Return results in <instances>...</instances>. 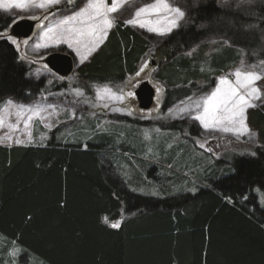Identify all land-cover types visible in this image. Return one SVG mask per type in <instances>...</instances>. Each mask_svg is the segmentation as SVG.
<instances>
[{
	"label": "trees",
	"instance_id": "1",
	"mask_svg": "<svg viewBox=\"0 0 264 264\" xmlns=\"http://www.w3.org/2000/svg\"><path fill=\"white\" fill-rule=\"evenodd\" d=\"M190 17V24L163 45L168 59L156 77L168 88L165 107L192 93L189 85H208L236 64L239 48L264 60V8L247 15L208 0L194 7ZM11 22L0 13V31ZM209 37L225 38L231 45H216L209 54V45L185 53ZM149 48L142 34L120 22L78 77L120 81L137 71ZM45 86L28 79L14 45L0 40V101H20ZM247 121L258 130L264 149V105L250 110ZM89 125L74 127L63 140L52 136L45 145L0 146V235L21 248L18 262L264 264V209L254 193L264 197V152L256 158L233 156L237 143L232 142L214 160L197 153L190 142L174 145L170 160L176 157L180 166L171 168L186 174L174 181L170 169L152 177L149 162L131 159L114 147L107 132L97 133ZM82 126L91 128L93 136ZM119 157L143 170H124ZM165 174L170 175L164 179ZM179 186L185 193H175ZM115 222L119 228L110 227Z\"/></svg>",
	"mask_w": 264,
	"mask_h": 264
},
{
	"label": "rangeland",
	"instance_id": "2",
	"mask_svg": "<svg viewBox=\"0 0 264 264\" xmlns=\"http://www.w3.org/2000/svg\"><path fill=\"white\" fill-rule=\"evenodd\" d=\"M207 1L208 0H170V3L174 7H180L185 11L186 15L184 19L180 21L179 27L174 28L170 33L159 35L156 32L149 31L148 27L124 23V21L133 18L137 9L153 3L154 0H125L121 8L116 13L111 14L115 17L114 26L108 30L107 36L99 47L104 44L109 34L115 29L117 24L121 22L137 33L142 34L150 44V48L147 54L141 59L136 72L127 74L120 81L107 80L98 83L92 80L89 81L79 78L78 72L82 66L89 62L92 56L98 51L99 47L91 52V54H87L84 45H74V47L70 48L67 42H57L58 37L56 39L53 38L57 36L60 30L56 26L59 25L63 17L71 15L74 10H78V7H82L83 3L74 6L69 5L67 0H61L60 4L52 5L46 9L30 5L24 10L13 9L10 12L0 10V13L12 18L11 24L22 18L33 16L42 18L39 20L31 37L18 39L12 36L9 33L10 24L5 31H0L2 33L0 40L6 39L14 45L18 51L20 60L27 65L28 79L30 81L43 82V84L46 85L45 89L35 96L26 97L20 101L14 99L0 101V109H3V125L0 126V146L45 145L52 136L60 135L63 140L67 135H73V133L70 134V132L74 127L89 123L90 125L93 124L94 131L97 133L107 132L109 140L114 143V147L119 150L123 148L126 152L124 153L122 151V153L130 155L131 159H144L149 162L153 166L151 170L152 173H150L152 177H154L153 174H155V176L162 175V171L165 169L173 170L175 174L174 181H179L177 178L179 176L186 177V174H183L180 170L178 171L171 168L172 166L178 168L180 164H178L176 157L170 160L169 153L174 145L185 142H190L189 144L192 145L191 148L194 146L195 148L193 149L197 153H205L206 156H210L214 160L215 157L222 152L224 149L222 147L224 145L236 142V149L234 152H230V154H233V156L256 158L260 151L264 152V149L261 145L262 142L258 130L251 127L248 121L247 126L251 131L244 135H236L231 132L226 133L213 128L205 129L200 121L194 119L197 112L187 98L192 97V99L195 100L210 93L216 87L220 77H227L234 81L235 78L231 73H233L236 68L241 67V61H243L245 65H251L258 63L261 60L260 58L249 56L246 51L242 53L241 48H239L241 56L236 64H233L222 74L215 75L208 85L203 81L196 82L194 88L191 87L192 84L189 85L187 88H189V90L192 88L193 92H190L188 96L182 99L174 101L167 107H165V95L168 88L164 81L159 79L156 81V79H154L157 71L167 63L168 56H166V54L169 53V51L165 50L163 48L165 46L163 45L172 35L176 34L180 28L190 24V16L193 8ZM214 1L223 8L231 9L235 12H242L247 15L253 13L255 7L260 6L264 8V0ZM84 2H86V0H84ZM111 2L112 0H107L109 6ZM36 3H39V0H36ZM261 18L264 19V17ZM140 19H151L153 24L150 26H156L155 16H142ZM159 26L166 27L163 22H161ZM49 28H52L53 31L48 36H45ZM261 34L262 42L264 43V24L261 26ZM25 41H27V43H25ZM39 44H47L48 47H37ZM219 44L231 45V41L229 42L222 37H209L198 45L192 46L185 53L194 54L198 51L199 47L209 45L210 47L206 50L209 54L211 53L209 50L212 48L214 49V47ZM77 47H79L81 55H87V59L83 62H81L80 56L77 55ZM52 52L73 54L75 68L69 75L70 78L67 76V81L66 79H63L65 81L61 80L54 71L49 70L45 64H42V59L46 58V56ZM172 58H174V56ZM141 69L143 70L141 71ZM137 73H139V75H137ZM146 80L151 81L156 87L155 103L153 108L147 111L139 107L135 96V90ZM104 86L111 89V94L101 91ZM192 86H194V84ZM256 86L261 89L262 96H264V81H257ZM77 90H79V92H77ZM129 93L132 95H129ZM116 96H120L122 99H116ZM8 100H12L14 105H7L6 102ZM253 103L255 107L249 108L247 113L250 110L262 107L264 105V98L255 100ZM16 105L38 106L40 114L38 116H33L29 121L27 118L29 115H32V113L20 111ZM48 105H55V107L49 108ZM182 108L185 110L180 111ZM169 109L172 111L169 112ZM18 112H20L19 119L17 116ZM80 129L85 130V134L93 136L94 131L91 128L82 126ZM89 136H85L84 140L91 138ZM16 140H22L24 143L17 144ZM29 140L31 142H29ZM201 145H203V147H201ZM174 151L179 152L177 153L179 156L184 154L182 150ZM127 152H130V154ZM207 153H210V155ZM117 162L124 170L130 171V168L136 170V172L143 170L141 166L133 165L122 157H119ZM215 163L224 164V161L216 160ZM157 166H159L158 169ZM144 172L147 176L146 170H144ZM168 175L165 174L164 179H166ZM189 179H191L192 182H196L197 185H201L198 180L194 178ZM190 189L193 190L194 187L191 186ZM255 190V203H259L258 206L264 209V197H261V195L259 196L258 191ZM184 191L185 190H182L179 186L175 193H185ZM20 255L21 248L14 241H9L0 235V264H23L22 262H18ZM25 264L32 263L28 261Z\"/></svg>",
	"mask_w": 264,
	"mask_h": 264
},
{
	"label": "snow or ice",
	"instance_id": "3",
	"mask_svg": "<svg viewBox=\"0 0 264 264\" xmlns=\"http://www.w3.org/2000/svg\"><path fill=\"white\" fill-rule=\"evenodd\" d=\"M60 3L61 0H39V3H36V0H0V10L5 12H10L13 9L24 10L30 5L46 9ZM67 3L74 6L83 3V6L78 7V10H74L71 15L63 17L59 25L56 26L60 30L57 36L53 38L56 39L58 37L57 42H67L70 48L74 47V45H84L87 54H91L103 42L108 30L114 26L115 17L111 14L116 13L125 3V0H112L110 6L107 0H86V2L84 0H67ZM185 15V11L180 7H174L170 0H154L153 3L137 9L133 18L124 21V23L148 27L149 31L165 35L174 28L179 27L180 21L184 19ZM142 16H155L156 26H150L153 24L151 19H140ZM161 22L166 27L159 26ZM52 31V28L47 29L45 36H48ZM37 47H48V45L39 44ZM76 51L81 58V62L87 59V55H81L79 47L76 48ZM231 75L234 76V81L227 77H220L216 87L210 93L195 100L192 97L187 99L197 112L194 119L200 121L205 129L213 128L226 133L244 135L251 131L247 126V110L255 107L253 101L264 98L261 89L256 86L257 81H264V60L251 65H245L241 61V67L236 68ZM101 91L111 94V89L107 86H104ZM129 95L132 94L129 93ZM115 98L122 99L120 96ZM6 103L9 106L14 105L12 100H8ZM16 107L20 111L32 113L27 118L29 121L33 116L40 114L38 106L16 105ZM48 107L54 108L55 105H48ZM184 110L183 108L180 109V111ZM171 111L169 109V112ZM2 112L3 109H0V126L3 125ZM17 116L19 119L20 112L17 113ZM29 142L31 141L29 140ZM16 143L21 144L24 141L16 140ZM105 221H107V217ZM110 227L119 228L120 223H112Z\"/></svg>",
	"mask_w": 264,
	"mask_h": 264
},
{
	"label": "water",
	"instance_id": "4",
	"mask_svg": "<svg viewBox=\"0 0 264 264\" xmlns=\"http://www.w3.org/2000/svg\"><path fill=\"white\" fill-rule=\"evenodd\" d=\"M35 25V20L29 18L19 19L10 26L9 33L17 38H28L33 34ZM45 62L56 74L62 77L70 75L75 68L74 60L68 53L52 52L47 55ZM135 94L140 101L143 100V102L148 104L154 102L155 90L148 82L142 83L135 91Z\"/></svg>",
	"mask_w": 264,
	"mask_h": 264
},
{
	"label": "flooded vegetation",
	"instance_id": "5",
	"mask_svg": "<svg viewBox=\"0 0 264 264\" xmlns=\"http://www.w3.org/2000/svg\"><path fill=\"white\" fill-rule=\"evenodd\" d=\"M46 15V14H45ZM37 16H33V17H29V19H31V20H35L36 21V25L38 24V22H39V20L40 19H42V18H36ZM44 17V16H43ZM31 37V36H30ZM22 39H26V38H22ZM70 54V53H69ZM71 56H72V58H73V60H74V57H73V54H70ZM42 64H45V65H47V63L45 62V58L44 59H42ZM48 66V65H47ZM49 69V68H48ZM50 70V69H49ZM158 72V71H157ZM157 74V73H156ZM156 74H155V76H154V79H156V81H158V78L156 77ZM58 76V75H57ZM60 77V76H59ZM69 77V76H68ZM68 77H60V79L61 80H63V79H66V81H67V78ZM70 78V77H69ZM63 81H65V80H63ZM147 81V80H146ZM148 83H150L152 86H153V88L155 89V91H156V87L152 84V82L151 81H147ZM57 85L59 86V84L57 83ZM136 99H137V101H138V104H139V107L141 108V109H144V110H151L152 108H153V105H154V102H152V103H150V104H148L147 102L145 103V102H143V100L142 101H140V99L138 98V97H136Z\"/></svg>",
	"mask_w": 264,
	"mask_h": 264
}]
</instances>
